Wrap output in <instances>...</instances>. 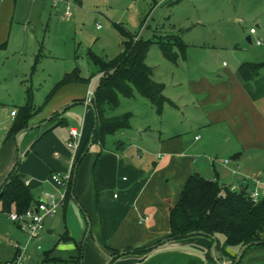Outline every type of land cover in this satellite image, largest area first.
Returning <instances> with one entry per match:
<instances>
[{"label": "crops", "instance_id": "1", "mask_svg": "<svg viewBox=\"0 0 264 264\" xmlns=\"http://www.w3.org/2000/svg\"><path fill=\"white\" fill-rule=\"evenodd\" d=\"M9 1L0 0V3ZM247 37L250 45L255 39L261 40L256 30L253 35L248 32ZM234 50H229V54L235 56ZM179 60L185 61L186 53L185 58ZM245 62L251 63L237 56L234 68L223 63L214 81L201 76L190 82L188 100L180 105L170 104L190 119L188 123L193 119L198 127L201 126L202 136L193 138L194 142L202 141L199 149H191L185 137L176 131L160 135L155 142L150 168L141 163L140 158L126 157L127 150L108 155V152H92L99 144L91 145L77 170L75 200L71 199L78 203L90 223L87 235L92 238L90 244L86 245V238L85 243L75 242L68 252L54 248L43 255L42 262L50 263L47 256L55 259V263L65 262L63 254L77 259L81 244L84 246L83 264H106L111 258L109 250L123 252L165 239L169 233V207L178 201L191 175L217 181L221 187L234 192L245 190L250 194L256 190L264 195V66L255 79L244 82L237 68ZM78 84L81 85L79 91ZM85 89L83 83L65 84L46 100L48 94L40 105H34L31 96L36 113L29 119L28 128L17 136L9 134L8 130L15 118L11 117V112L18 109L8 114L4 121L9 123L3 128L0 126V187L19 159L18 176L36 200L43 191L54 190L50 175L68 170L73 155H79L94 127L92 109L85 103ZM78 104L79 107L75 106ZM74 106L78 112L67 114L66 111ZM72 128L81 131L75 153L65 145ZM208 153L210 156L205 159ZM93 154L95 158L91 163ZM119 167L128 177H119ZM107 189H112L111 196L107 193L110 200L102 198L101 193H106ZM66 206L65 200L60 209L65 210ZM11 211H15L14 206ZM62 239L72 240L68 234ZM211 241L204 235L189 236L164 243L145 257L131 254L110 264H232L227 256L211 253ZM31 244L34 243L29 246ZM89 252H94L96 257ZM207 253L212 261L207 260ZM239 264H264V247L245 250Z\"/></svg>", "mask_w": 264, "mask_h": 264}, {"label": "rangeland", "instance_id": "2", "mask_svg": "<svg viewBox=\"0 0 264 264\" xmlns=\"http://www.w3.org/2000/svg\"><path fill=\"white\" fill-rule=\"evenodd\" d=\"M69 3L70 16L67 18L64 17L66 4L62 0H57L55 6L53 0L0 3L2 128L9 123L4 121L8 114L24 104L26 90L31 93L34 105H40L61 78L74 70L87 80L84 88L88 87L94 94L99 83V69L91 56L107 60L121 52L124 39L114 25L143 40L166 43L167 37H178L186 47L185 61L166 60L155 44L146 54V63L154 79L164 86L167 103L161 115L158 116L150 102L137 94L132 98L120 97L118 108L108 111L107 115L129 112L132 115L130 128L106 136L104 145L92 151L108 152V155L119 153L121 151L116 149L119 140L126 145L122 153L129 151L126 157L140 158L141 163L151 168L155 142L160 135L176 131L185 137L191 149L201 147L202 141L193 140L194 136H202L201 126L198 127L193 119L188 123L190 119L170 105H180L190 98V82L201 76L214 81L223 63L230 68L236 66L237 56L251 63H264V0H69ZM250 28L257 31L261 46L246 42ZM229 50H234L236 55H230ZM78 88L79 91L81 85L78 84ZM75 106L69 108L67 114H76ZM207 156L209 153L205 159ZM117 172L119 177H128L120 167ZM111 190L101 193L104 200H110L107 193L111 196ZM87 222L78 203L68 199L65 210L59 209L54 217L45 221L40 242L42 249L36 250L31 244L24 264H80L76 257L69 258V254H63L65 262L61 263L49 259L51 256H47L50 263H43L42 259L54 248L68 252L75 242L85 243ZM65 234L72 240L64 241ZM14 242L24 244L26 237L4 213H0V264L12 259ZM90 255L96 257L94 252Z\"/></svg>", "mask_w": 264, "mask_h": 264}, {"label": "trees", "instance_id": "3", "mask_svg": "<svg viewBox=\"0 0 264 264\" xmlns=\"http://www.w3.org/2000/svg\"><path fill=\"white\" fill-rule=\"evenodd\" d=\"M143 19L140 21L142 23ZM123 37L121 52L116 56L102 60L91 56L99 69V83L91 101L93 106L94 127L92 145H104L106 136H113L119 131L130 128L132 115L129 112L120 115L108 116L107 112L119 106V98H132L135 94L148 100L158 116L167 99L163 95L164 86L152 78V70L147 66L145 59L151 45L155 44L164 58L171 62L185 58L186 47L178 37H167L164 42L142 37L134 41L136 36L130 34L120 26L114 25ZM36 62V61H35ZM264 63H241L237 73L242 81L249 82L259 75ZM85 83L87 80L80 77L78 70L65 74L53 87L46 100L61 86L71 83ZM36 113L32 106L31 94L26 92V101L19 107L15 118L8 130L9 134L16 135L28 128L29 119ZM88 141L78 156L75 157L72 167V179L67 191L66 201L74 199V188L79 165L88 153ZM126 145L122 141L116 142V149L123 151ZM20 165L17 160L13 170L5 183L0 187V212L9 213L14 206L17 213H23L37 200L18 176ZM168 236L152 245L129 248L123 252H111L113 260L126 255L147 256L164 243L177 241L194 235H204L216 240L215 251L230 258L235 263L237 252L250 244L252 247H264V195L254 203L249 194L244 191L234 192L214 180H207L201 176L191 175L179 196L178 201L168 210ZM211 241V247L213 245ZM84 246H78L76 262L82 264ZM239 253V252H238ZM243 256V255H242ZM207 260L212 261L209 253ZM242 258V257H241ZM110 264V263H109Z\"/></svg>", "mask_w": 264, "mask_h": 264}, {"label": "built area", "instance_id": "4", "mask_svg": "<svg viewBox=\"0 0 264 264\" xmlns=\"http://www.w3.org/2000/svg\"><path fill=\"white\" fill-rule=\"evenodd\" d=\"M65 6L64 17L67 18L70 16V3L69 0H62ZM57 0H53V6L56 5ZM97 29L100 28L99 25L96 26ZM250 35L255 34V29L249 30ZM139 38L137 35L134 38L136 41ZM254 44L259 46L261 40L255 39ZM94 98L89 89L86 91L85 103L91 104V101ZM16 114L15 111L11 112V117H14ZM81 137V131L77 129L69 130V139L66 142V146L74 151H77L79 146V140ZM75 154L72 157V160L69 162V168L64 173H53L50 175V182L54 186L52 192L43 191L40 197L37 200V203L27 208L23 213H17L16 211H11L7 213L8 219L18 228L20 233L26 237V242L24 244L14 242L12 243V249L14 251L13 257L11 260L5 264H24L28 259V246L30 243L35 244L37 250H41V234L44 232V221L48 218L54 217L58 210L64 205L66 200L67 191L72 179V167L74 163ZM261 193L254 190L249 194L250 199L256 203L261 197ZM146 219V218H145Z\"/></svg>", "mask_w": 264, "mask_h": 264}, {"label": "water", "instance_id": "5", "mask_svg": "<svg viewBox=\"0 0 264 264\" xmlns=\"http://www.w3.org/2000/svg\"><path fill=\"white\" fill-rule=\"evenodd\" d=\"M245 40H246V42H249V37H247ZM88 106L93 110V106H92V104H88ZM18 134H19V133H18ZM18 134H17V135H18ZM17 135H16V136H17ZM92 139H93V133H91L90 136H89V141H88V145H87V148H88V149H89V148L91 147V145H92ZM195 175L198 176V174H195ZM87 225H88V229H87V231H86V234L88 235L89 232H90V229H91V226H90L89 221L87 222ZM212 240H213L214 242H213V245H212V248H211V253L214 251V249H215V247H216V245H217L216 240H215L214 238H212ZM249 246H250V244L244 246V247L239 251V253H238L237 257H236L235 263L238 262V261L241 259V257H242V255H243L244 251H245ZM111 260H112V258H110L109 261H108L106 264H109V263L111 262Z\"/></svg>", "mask_w": 264, "mask_h": 264}]
</instances>
